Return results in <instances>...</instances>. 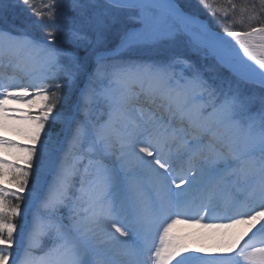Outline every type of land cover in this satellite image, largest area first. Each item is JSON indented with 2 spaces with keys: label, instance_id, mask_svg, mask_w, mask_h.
<instances>
[{
  "label": "snow or ice",
  "instance_id": "6c2138e0",
  "mask_svg": "<svg viewBox=\"0 0 264 264\" xmlns=\"http://www.w3.org/2000/svg\"><path fill=\"white\" fill-rule=\"evenodd\" d=\"M201 4L222 34L175 0H0V133L25 139L0 134V264H264V0Z\"/></svg>",
  "mask_w": 264,
  "mask_h": 264
},
{
  "label": "rangeland",
  "instance_id": "374dc122",
  "mask_svg": "<svg viewBox=\"0 0 264 264\" xmlns=\"http://www.w3.org/2000/svg\"><path fill=\"white\" fill-rule=\"evenodd\" d=\"M177 1H179L181 4H183L184 7L185 6H188V7L191 6L195 10H199L200 13L206 14L205 19L207 21H211L216 26H221L220 24L217 23V18L213 17L212 15H210L211 9L210 8L206 9L205 7L202 6L201 0H177ZM207 2L209 4H213V0H207ZM243 2L244 3L245 2H251V0H243ZM257 2H258V0H257ZM35 3H36L37 6H39L41 4V0H35ZM233 3H237V0H233ZM241 4H243V3H241ZM241 4H239V5H241ZM221 5L227 6V0H214V6H221ZM197 16H199V14ZM14 19H15V13L14 12L9 11V12L5 13L4 17L0 18V28H3L5 30H10V31H15V29H13V27H12V21ZM216 31L218 33H221V34L223 33L222 30L221 31L220 30H216ZM227 39L229 41H232L231 37H227ZM113 41H116V40L114 39ZM113 41H112V43H114ZM232 43L235 44L234 41H232ZM110 47H111V45H110ZM236 48L238 49V45L236 46ZM157 54H158L157 50H145V51H142V52H139V53H133L132 55H133L134 58H137L139 60L148 61V60L156 58ZM167 54L168 55L177 54V55H182V56L188 57L191 60L198 62L202 66L203 65H211L213 63V61L211 59L204 60L203 58L197 56L187 45L167 46ZM120 55L123 56V57H127L128 54L127 53H120ZM207 75L211 76L212 73L209 72V73H207ZM66 91H67L66 89H62L61 90V94H63ZM59 106L60 105L58 104L57 107H59ZM16 107H17L16 109L21 108V109H24L26 112L27 111H35L34 109H32V110L28 109L25 105L20 104V103H17ZM19 112L10 113V114L11 115H16V116H21L19 114ZM0 134L4 135L6 133L2 132ZM5 136L6 137L9 136L14 141H16V142H18L20 144H24L25 143L24 137L21 136V135H18L16 133L14 134V133L9 132ZM0 155H4L5 158L6 157L8 158V156H10V154H7V153H0ZM8 160L11 161V162H14V163H19L21 166H23L21 161L15 160L14 158H12V159L9 158ZM31 182H32V177L29 178V184L30 185H31ZM4 187L10 188L11 190H15L12 187V185L8 184L7 182L4 184ZM9 199H13V198L9 197ZM181 219H183V217H181ZM203 222L216 223V222H219V221H214V220L208 221V219L206 218ZM172 231H173L174 235L181 236V237H186L189 242L196 241L198 243H203L204 245H208V246L216 243L217 240L219 239V233H213L210 230L202 229L198 225H193L191 223H178V224L175 225V227H174V229Z\"/></svg>",
  "mask_w": 264,
  "mask_h": 264
},
{
  "label": "trees",
  "instance_id": "16d2710c",
  "mask_svg": "<svg viewBox=\"0 0 264 264\" xmlns=\"http://www.w3.org/2000/svg\"><path fill=\"white\" fill-rule=\"evenodd\" d=\"M177 1V0H176ZM177 3L178 4H180V6L184 9V10H187L188 12H190V13H192V14H194V15H198L199 14V16H201V17H203V18H205V16H206V14H203V13H200V11L199 10H195L194 8H192L191 6L190 7H188V6H183V4H181L179 1H177ZM241 3H244L243 2V0H237V3L236 4H241ZM209 24L214 28V29H216V30H222L223 31V27H221V26H216V25H214L211 21H209ZM237 30H239V29H237ZM114 43H112L111 44V47H114L115 46V44H116V42L117 41H113Z\"/></svg>",
  "mask_w": 264,
  "mask_h": 264
},
{
  "label": "bare ground",
  "instance_id": "6f19581e",
  "mask_svg": "<svg viewBox=\"0 0 264 264\" xmlns=\"http://www.w3.org/2000/svg\"><path fill=\"white\" fill-rule=\"evenodd\" d=\"M241 56H243V53L242 54H240ZM245 59H247V58H245ZM1 70H3V69H0V71ZM10 71V70H9ZM10 108H14V109H16L17 107V103H12V104H10V105H8ZM18 109H20L21 111L19 112V114L22 116V115H24V113L26 112L24 109H21V108H18ZM9 132H11V133H14L13 131H11L10 129L9 130H5V131H3V133H6V134H4V135H7ZM15 134V133H14ZM9 139H11V140H13L12 138H10L9 136H7ZM14 141V140H13ZM12 159V158H14L12 155H10V156H8V158L6 157L5 159ZM15 159V158H14ZM16 160V159H15ZM250 235H251V233H250ZM245 240H247V238H245ZM243 242V241H242Z\"/></svg>",
  "mask_w": 264,
  "mask_h": 264
},
{
  "label": "water",
  "instance_id": "95a60500",
  "mask_svg": "<svg viewBox=\"0 0 264 264\" xmlns=\"http://www.w3.org/2000/svg\"><path fill=\"white\" fill-rule=\"evenodd\" d=\"M175 3L177 4V2L175 1ZM178 5V4H177ZM185 13H189V12H187L186 10H184L180 5H178ZM190 14V13H189ZM198 17V16H197ZM199 18V20H200V22L201 23H203V24H205V25H207V26H209L213 31H215L210 25H209V23L205 20V19H203V18H201V17H198ZM216 32V31H215ZM240 54H242V53H240Z\"/></svg>",
  "mask_w": 264,
  "mask_h": 264
}]
</instances>
